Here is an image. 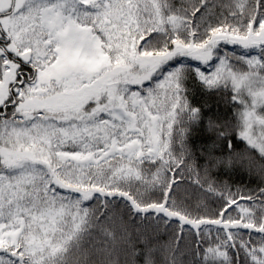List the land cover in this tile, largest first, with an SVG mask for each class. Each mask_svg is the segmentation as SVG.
<instances>
[{
    "label": "snow or ice",
    "instance_id": "snow-or-ice-1",
    "mask_svg": "<svg viewBox=\"0 0 264 264\" xmlns=\"http://www.w3.org/2000/svg\"><path fill=\"white\" fill-rule=\"evenodd\" d=\"M0 264H264V0H0Z\"/></svg>",
    "mask_w": 264,
    "mask_h": 264
},
{
    "label": "trees",
    "instance_id": "trees-1",
    "mask_svg": "<svg viewBox=\"0 0 264 264\" xmlns=\"http://www.w3.org/2000/svg\"><path fill=\"white\" fill-rule=\"evenodd\" d=\"M184 59V58H182ZM195 100H200L201 96L198 90L195 91L194 95ZM221 111H227L229 109V105L227 103L221 102L220 105ZM193 143H199V140L197 137H193ZM240 148H243L244 145L240 144ZM199 163H203V161H199ZM201 175H203L201 173ZM213 178L217 179L218 181H225L229 183L231 186V190L233 192H236L239 189H243L244 191H247L248 189H253L256 187L257 184V177L254 174H249L247 172L241 173L240 171H237L236 173L230 175V176H225L223 174L217 175L216 172H213ZM196 179L195 175H192L189 177L188 175H185L184 178V183H182L179 186V195L180 197H188V203L192 206L193 210L195 209V206L197 203H200L202 205L200 209V214H207L211 216L212 212L214 210H217L220 205H221V199L219 196V193H207L204 190L198 188L193 181ZM95 203V201H93ZM91 206V205H89ZM232 215H236L235 211L231 213ZM175 227V225H173ZM187 233V230H186ZM216 232L215 230L212 231V236L215 237ZM169 236L167 233H161L160 235V240L161 241H166L168 240ZM255 238H259L258 236ZM187 242V235H186V241ZM203 247H207V244L205 243Z\"/></svg>",
    "mask_w": 264,
    "mask_h": 264
},
{
    "label": "rangeland",
    "instance_id": "rangeland-1",
    "mask_svg": "<svg viewBox=\"0 0 264 264\" xmlns=\"http://www.w3.org/2000/svg\"><path fill=\"white\" fill-rule=\"evenodd\" d=\"M228 47H229V49H231L233 46L229 45ZM237 51H242V50L237 49ZM183 60H184L185 63H190L192 65H196V63H197L196 61H191L190 58H184ZM201 67H202V70H206L207 71L209 69V66L201 65Z\"/></svg>",
    "mask_w": 264,
    "mask_h": 264
}]
</instances>
